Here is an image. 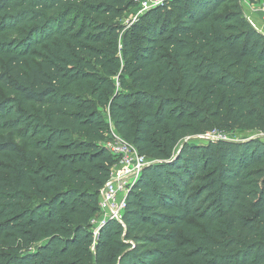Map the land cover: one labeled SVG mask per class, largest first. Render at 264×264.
I'll return each mask as SVG.
<instances>
[{"label": "trees", "instance_id": "16d2710c", "mask_svg": "<svg viewBox=\"0 0 264 264\" xmlns=\"http://www.w3.org/2000/svg\"><path fill=\"white\" fill-rule=\"evenodd\" d=\"M242 1L0 0V264H264V140H192L264 132ZM99 107L151 162L95 234Z\"/></svg>", "mask_w": 264, "mask_h": 264}, {"label": "built area", "instance_id": "2783aa9c", "mask_svg": "<svg viewBox=\"0 0 264 264\" xmlns=\"http://www.w3.org/2000/svg\"><path fill=\"white\" fill-rule=\"evenodd\" d=\"M134 1L136 2V6L131 10L132 19H135L147 9L161 5L168 0ZM260 10L262 12L261 19L264 23V1L260 3ZM261 33L264 34L263 32ZM109 124L110 131L102 144L112 155L117 157L118 162L111 168L108 180L99 191L100 212L95 234L99 226L108 218L121 222V216L126 206L128 189L137 179L143 168L151 162L145 155L140 154L132 143L125 140L115 131L111 121Z\"/></svg>", "mask_w": 264, "mask_h": 264}, {"label": "rangeland", "instance_id": "374dc122", "mask_svg": "<svg viewBox=\"0 0 264 264\" xmlns=\"http://www.w3.org/2000/svg\"><path fill=\"white\" fill-rule=\"evenodd\" d=\"M259 3H261V1H259ZM131 19H132V14H131V12L128 11V13L122 19V21L124 23H127ZM0 96H1V94H0ZM99 108H100L103 116L106 118V120H107V122L109 124L110 120H109L107 108H104V107H99ZM220 137L226 138L228 140H236V141L237 140L250 139V138H260V139L264 140V132H261V131H258V130L243 131V130H238V129H235V130H233L231 132H217V131H214V132H211V133H207L205 135L193 137L192 140L194 139L196 142H204V141H207L208 138L211 139V138H220ZM97 221H98V217H95L93 219V223H92V227L94 229L97 226L96 225Z\"/></svg>", "mask_w": 264, "mask_h": 264}, {"label": "crops", "instance_id": "0c3cea01", "mask_svg": "<svg viewBox=\"0 0 264 264\" xmlns=\"http://www.w3.org/2000/svg\"><path fill=\"white\" fill-rule=\"evenodd\" d=\"M243 12L247 20L258 31L264 33V23L262 22V12L260 10L259 1L249 2L247 0L242 1Z\"/></svg>", "mask_w": 264, "mask_h": 264}, {"label": "water", "instance_id": "95a60500", "mask_svg": "<svg viewBox=\"0 0 264 264\" xmlns=\"http://www.w3.org/2000/svg\"><path fill=\"white\" fill-rule=\"evenodd\" d=\"M212 139H226V138L220 137V138H212ZM250 139H253V138H250ZM245 140H247V139H245ZM241 141H243V140H241Z\"/></svg>", "mask_w": 264, "mask_h": 264}]
</instances>
